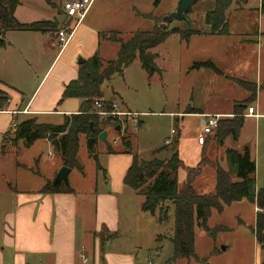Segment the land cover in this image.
<instances>
[{
	"label": "rangeland",
	"instance_id": "374dc122",
	"mask_svg": "<svg viewBox=\"0 0 264 264\" xmlns=\"http://www.w3.org/2000/svg\"><path fill=\"white\" fill-rule=\"evenodd\" d=\"M104 1L113 3L112 0ZM154 1L125 0L124 7H128L132 3L141 14H152L156 17L155 19L161 20L173 13L178 3V0H159L155 6ZM236 3L238 5L243 4L237 0ZM211 5L212 1L208 0L196 2L186 16L187 24L199 30L201 28L208 30V27L202 23V19L204 12ZM128 17L125 16L126 19ZM147 17L150 15L146 17L134 15L133 20H126L124 28L127 31L150 30L153 27V21ZM150 18L154 17L151 16ZM231 18L232 20L236 19L232 15ZM187 24H183L182 20L174 19L169 24V28H182ZM228 26V30L231 32L229 36H197L191 38L189 42L180 39L178 34H171L162 44L152 49V52L157 56L155 64L159 69L158 72L147 73L136 57L121 73L114 74L110 81L104 83L102 89L105 97L115 101L119 111L137 113V116L130 115L118 118L117 126L120 127L118 130H116L117 126L107 128L110 136L108 139L111 141L117 139L118 141V145L112 147L115 153L129 150L131 155H137L139 159L149 160L152 153L155 152L154 157L165 160L175 149L185 162V164L183 163L184 167L178 171V179L184 178L187 167L192 169L198 167L200 161L202 162V157L192 160L194 159L193 138L201 128L202 118L189 116L184 119L181 115L170 114L179 111L184 112V108L188 104L200 108L216 104L215 100L223 104L225 97L232 98L241 89L238 87L237 90L230 83L228 85L227 80L215 75L207 68L190 71L189 67L194 61L211 59L221 63V68L226 70V73H231V76L232 74L236 77L246 76L255 82L260 73L262 76L264 75V39L260 38L255 29L253 30V23L247 26V33H244V30H241V26L237 23L232 22ZM129 34L120 35L116 33L114 35L112 32V34H107L106 38L110 36L125 41L129 38ZM242 34H245L243 38L247 37L251 43L260 39L263 44L257 46L256 43H240ZM109 46L112 47V45ZM113 46L118 48V45ZM116 52L102 47L100 57L106 61L112 60L116 57ZM250 99L251 96L248 94L245 99L238 100L237 104H244L245 107L253 105L258 113L264 114V88L261 91L258 90L254 102H251ZM232 118V116H223L221 120ZM172 129L176 131V134L170 133ZM11 136L9 132L2 143V136L0 135V194L2 189L7 188L8 184H10L8 187L19 190L47 184L45 179L48 177L46 176L57 167L60 158L57 156L54 161H50L48 159L50 149L41 140H36L26 147L21 141L18 144L14 143ZM167 138L177 139V145L172 143L165 146L164 140ZM212 139L211 147L213 149L204 153L207 161H212L225 168V163L221 162L222 149L231 146L233 143L226 138L223 146L218 150L215 137ZM79 140L77 153L79 168L71 169L67 177V184L74 188L77 194L84 197H94V194L96 195L95 190L101 191L104 187V184L101 183L103 178L106 177L104 180L108 181V177H114L120 169L121 156L119 154H107L109 140L102 142L97 136L91 145L88 142L89 138H85V136H80ZM238 141L250 148L251 159L255 162V185L256 187H263L264 117L246 119ZM125 142L130 145L129 149L125 147ZM200 152V148H197L195 156H200ZM97 164L100 166L99 169H97ZM209 165H202L199 175L194 179V187L199 192L205 193L212 190L210 182H212L213 170ZM49 183L52 184V180ZM181 183H183L182 180ZM203 184H205L204 187H202ZM125 188V192L120 197L121 203L123 201L130 203L125 205L126 209L131 205V209L135 212L139 211L138 206H141L143 197L135 191H131L129 187L126 186ZM8 206L9 202H2L0 213ZM157 215L158 211L156 210V217ZM146 216V221L144 219L142 221L144 230L139 239L137 235L135 238L140 243L139 248L136 250L127 249L140 258L141 264L148 262L150 264H256L257 258H259L256 249L257 243L253 234L255 219L253 204L246 200L224 205L221 212L211 210L207 219V227L210 229L223 228L216 230L212 236H209L203 228L198 226L194 228V251L198 260L180 258L174 262L169 261L173 253L169 240L172 236L174 220L172 206L169 207L168 220L162 224L157 221V223L150 221L152 220L150 213ZM153 232L161 234L157 242L152 239L151 233ZM127 236H132V234Z\"/></svg>",
	"mask_w": 264,
	"mask_h": 264
},
{
	"label": "crops",
	"instance_id": "0c3cea01",
	"mask_svg": "<svg viewBox=\"0 0 264 264\" xmlns=\"http://www.w3.org/2000/svg\"><path fill=\"white\" fill-rule=\"evenodd\" d=\"M64 1L20 0L19 5L14 10V18L21 24L45 22L46 25L40 31L12 30L7 31L4 35V44L0 48V97L3 98V102L5 101L3 109L0 110L2 143L6 135L9 132L12 135L13 129L26 119L34 118L40 124L57 126L63 123L66 116L78 113L82 100L66 98L60 101L62 93L65 85L77 78L79 65L95 54L100 57L102 47L118 51V48L113 46L118 45L117 43L103 39L101 35L110 32L120 35L130 33L129 35H131L135 31H127L124 28L127 19L133 20L134 15L137 17L152 15L141 14L132 3L128 7H124L125 0H112L113 3L93 0L66 46L60 48L56 43V31L66 24L71 26L75 24V21L69 19L63 12ZM260 7L261 0H247L241 5L232 2L226 15L227 30L229 23L234 22L241 26L244 33H247V26L253 23V30L255 29L260 38L264 39V13L260 11ZM134 11L136 12L134 13ZM231 15L236 19L232 20ZM125 16L129 17L126 19ZM152 17L156 18L153 15ZM147 18L153 21L154 26L153 18ZM202 23L204 24V21ZM200 30L208 31L207 28ZM230 33L228 30V34L225 35H192L187 42L197 36L219 37L229 36ZM244 35L242 34L240 43H256L257 46L263 44L260 39L251 43L247 37L243 38ZM79 59L84 60V62L78 63ZM100 59L107 62L101 57ZM207 61L212 63V68L192 67L195 62ZM220 64L211 59H206L194 61L189 68L190 71L207 68L215 75L227 80L228 85L231 84L237 90L240 88L239 93L236 96L233 95L232 98L225 97L223 104L218 103V100H215L216 104L204 108L188 104L184 108V112H174L170 115H181L184 119L189 116H198L202 118L201 126L206 115L234 117V105L237 104L238 100L245 99L248 94L250 95L245 89L246 87L243 88L240 85V82L255 85L256 100L258 90L261 91L264 88V82H262L264 75L262 76L260 73L257 81L253 82L246 76L236 77L233 74L231 76V73H226ZM104 98L108 100L105 94ZM109 101L116 103L113 100ZM247 108H244L241 115L243 118L242 127L246 119L264 117V114L257 112L256 107L254 108L259 115L258 117L246 116ZM122 112L136 113L133 111ZM199 131L200 129L193 138V161L197 158L200 159L203 153L213 149L211 147L213 134L208 136L205 142L200 145L197 142ZM239 135L236 140L227 137L233 144L222 149L221 162L225 163L224 169L227 168L226 150L233 149L242 152L247 147L250 153L248 146L239 143ZM108 137L110 136L107 130V140H109ZM11 140H13V136H11ZM40 140L45 142L50 149L48 153L50 161H54L57 156L59 157L47 139ZM16 143L18 144L19 141ZM114 145H118L117 139L109 140V147L112 148ZM222 146L218 145V150ZM197 148H200L201 152L200 156L196 157ZM112 150L115 151L113 148ZM116 153L111 155L119 154L121 156V167L114 177H108V181L104 180L106 177L103 178L101 183L104 184V187L101 191L95 190L96 195L94 194V197H84L77 194L71 186H69L72 189L71 192L57 193H42L41 189L46 184L21 190L12 189L8 187L10 186L8 184L7 188L2 189L0 205L2 202H9V206L0 213V264H141L140 258L127 249L136 250L139 248L140 243L135 238L137 235L139 239L144 230L142 221L143 219L146 221L148 213L143 212L140 205L138 206L139 211L135 212L131 209V205L127 209L125 208V205L130 203L125 201L121 203L120 197L126 190L123 178L132 163V155L129 150ZM183 163L185 164V162ZM211 164L217 165L212 161ZM62 166L60 159L57 167L50 174H47L48 179L46 178L45 182L53 181ZM209 167L213 170L212 182H210L212 190L205 193L213 192L215 187L214 167L212 165ZM185 178L186 175L179 181L182 180V184H184ZM204 186L205 184L202 185V187ZM255 188L258 190L260 187L255 185ZM131 191L133 190L131 189ZM196 192L203 194L197 190ZM253 211L256 216L255 205H253ZM151 219L150 221L157 223L156 216L151 215ZM130 234L132 236H127ZM159 235L161 234L151 233L153 241L157 242ZM256 249L259 253L256 264H263L264 248L261 249L256 244Z\"/></svg>",
	"mask_w": 264,
	"mask_h": 264
},
{
	"label": "trees",
	"instance_id": "16d2710c",
	"mask_svg": "<svg viewBox=\"0 0 264 264\" xmlns=\"http://www.w3.org/2000/svg\"><path fill=\"white\" fill-rule=\"evenodd\" d=\"M212 1L211 7L205 12L203 21L208 31H202L187 24V14L182 23L187 25L182 28H169V25H161L162 20H154V26L148 31H135L128 39L122 41L117 38H106L109 33H103V39L118 44V51L113 60L103 62L95 54L78 67V76L64 87L62 98L81 99L80 110L76 114L66 116L60 125L40 124L34 118L20 122L12 131L13 141H22L23 146H30L34 141L47 139L59 154L62 165L79 168L77 153L79 150V136L85 138H96L100 132L109 127L115 128L119 120L115 116L107 115L101 117L97 112L111 111V102L104 98L102 85L110 81L116 73H121L137 57L141 67L149 74L158 72L155 64L156 54L150 50L162 44L169 35L178 34L180 39L188 40L192 35H225L228 34L226 15L232 2L236 0H208ZM245 3L247 0H237ZM20 0H0V48L4 44V35L7 31H40L45 22L34 24H21L14 18V10ZM159 0L154 1L156 6ZM260 11L264 13V0H261ZM146 16V15H144ZM152 15H150L151 17ZM112 34V32H110ZM114 35L116 34L113 32ZM193 68L210 67L211 62H195ZM241 86L250 93L251 102L255 101L256 88L253 84L240 82ZM102 100V106L96 110L94 102ZM5 102V101H4ZM3 98L0 97V110L4 107ZM248 106H246L247 108ZM244 104H235L233 107L232 119H220L212 138L215 137L216 144L222 146L227 137L233 140L238 138L243 125ZM177 145V139L172 142ZM129 149V144L125 142ZM152 153L149 160L139 159L132 155V163L127 169L123 178V184L131 188L138 195L143 197L141 210L156 216V221L162 224L168 220L169 207H173L174 220L172 236L169 238L172 245V257L169 260L174 262L177 259L198 260L194 251V228H203L209 236L222 227L210 229L207 227V219L211 210L221 212L224 205L239 202L243 199L255 205L262 211L256 212L253 234L261 249L264 248V186L255 188V162L251 159L247 147L242 152L233 149L225 151L227 168L207 161L205 154H202V162L195 168H186L184 184L178 179V171L184 167L177 150H173L168 159L160 160ZM107 154H115L109 146ZM97 159V156L95 155ZM204 163V164H203ZM210 164L215 171V187L210 193H198L194 189V179L199 175L202 165ZM100 166L97 164V169ZM69 185L60 184L52 186L47 183L42 193L71 192ZM159 239V236L157 240ZM264 264V263H263Z\"/></svg>",
	"mask_w": 264,
	"mask_h": 264
},
{
	"label": "built area",
	"instance_id": "2783aa9c",
	"mask_svg": "<svg viewBox=\"0 0 264 264\" xmlns=\"http://www.w3.org/2000/svg\"><path fill=\"white\" fill-rule=\"evenodd\" d=\"M93 0H65L63 2L62 8L65 16L69 19L75 21L74 25H64L56 31V43L60 48H64L68 41L70 40L76 26L82 21L83 17L85 16L86 12L90 8ZM96 110H99L102 106V100H96L94 102ZM97 114L99 116H115L117 118H121L122 116H137L136 113H128L122 112L118 110V106L116 103H111V111L104 112L98 111ZM246 116H254L258 117L259 115L256 113L254 106H248ZM221 115H206L205 120L200 128L199 134L197 136V142L202 145L208 136H211L218 125L219 120L221 119ZM171 134H176L175 130L170 131ZM172 139L167 138L164 140V145L168 146L172 144ZM256 211H262L261 209L256 207Z\"/></svg>",
	"mask_w": 264,
	"mask_h": 264
},
{
	"label": "water",
	"instance_id": "95a60500",
	"mask_svg": "<svg viewBox=\"0 0 264 264\" xmlns=\"http://www.w3.org/2000/svg\"><path fill=\"white\" fill-rule=\"evenodd\" d=\"M199 0H178L176 10L169 14L168 16L162 18L161 25H169L174 19L181 21L185 18V15L190 11L192 6ZM84 60L79 59L78 63H83ZM120 127L117 126L116 130H118ZM98 139L102 142H107V130H103L98 134ZM93 138H89L88 142L91 145L93 142ZM71 168L62 166L56 176L54 177L52 181V186H58L62 183H67V177L70 173Z\"/></svg>",
	"mask_w": 264,
	"mask_h": 264
}]
</instances>
